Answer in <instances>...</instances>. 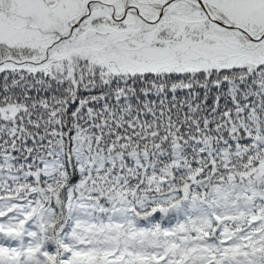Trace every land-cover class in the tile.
Returning a JSON list of instances; mask_svg holds the SVG:
<instances>
[{
    "label": "snow or ice",
    "instance_id": "snow-or-ice-1",
    "mask_svg": "<svg viewBox=\"0 0 264 264\" xmlns=\"http://www.w3.org/2000/svg\"><path fill=\"white\" fill-rule=\"evenodd\" d=\"M0 264H264V0H0Z\"/></svg>",
    "mask_w": 264,
    "mask_h": 264
}]
</instances>
